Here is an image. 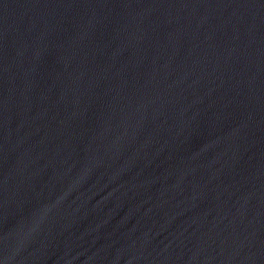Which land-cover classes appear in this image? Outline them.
<instances>
[{
	"label": "water",
	"instance_id": "water-1",
	"mask_svg": "<svg viewBox=\"0 0 264 264\" xmlns=\"http://www.w3.org/2000/svg\"><path fill=\"white\" fill-rule=\"evenodd\" d=\"M0 264H264V0H0Z\"/></svg>",
	"mask_w": 264,
	"mask_h": 264
}]
</instances>
